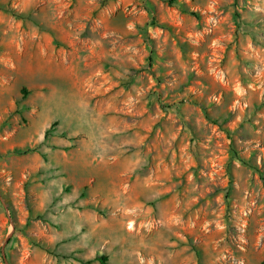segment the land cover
I'll return each mask as SVG.
<instances>
[{
  "label": "rangeland",
  "instance_id": "1",
  "mask_svg": "<svg viewBox=\"0 0 264 264\" xmlns=\"http://www.w3.org/2000/svg\"><path fill=\"white\" fill-rule=\"evenodd\" d=\"M101 256L264 264V0H0V264Z\"/></svg>",
  "mask_w": 264,
  "mask_h": 264
},
{
  "label": "trees",
  "instance_id": "2",
  "mask_svg": "<svg viewBox=\"0 0 264 264\" xmlns=\"http://www.w3.org/2000/svg\"><path fill=\"white\" fill-rule=\"evenodd\" d=\"M233 153L234 155H236L237 160L239 162L243 163L244 165H249L247 161H245L244 158L237 155V152L235 151V149H233ZM96 260H98L101 264H107V258L105 256L98 257Z\"/></svg>",
  "mask_w": 264,
  "mask_h": 264
}]
</instances>
